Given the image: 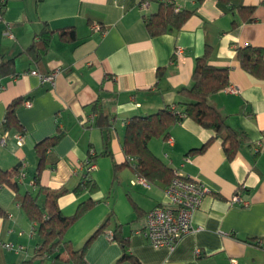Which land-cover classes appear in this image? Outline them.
I'll return each instance as SVG.
<instances>
[{
  "label": "crops",
  "instance_id": "crops-1",
  "mask_svg": "<svg viewBox=\"0 0 264 264\" xmlns=\"http://www.w3.org/2000/svg\"><path fill=\"white\" fill-rule=\"evenodd\" d=\"M142 1L4 0L0 63L13 59L14 72L0 79V129L9 104L24 100L16 109L20 127L9 130L8 145L0 148V168L20 170L24 158L27 175L23 180L13 178L17 188H0V243L14 244L11 249L0 244V264H55L58 255L63 260L69 256L64 248L49 255L39 253V224L21 205L24 194L37 192L38 144L60 131L62 137L47 151L46 143L39 145L44 154L41 184L67 189L59 198L66 215L75 213L88 198L95 201L82 215L78 242L66 237L76 249L109 221L85 253L88 264H116L122 257L123 247L108 236L118 224L128 239V253L139 264H231L232 259L238 264H264V146H259L264 145V78L247 71L237 52L248 45L264 48V0H244L246 6H254L250 20L221 0H173L180 9L194 13L180 29L156 36L145 18L158 9V3L149 1L142 7ZM45 23L55 32L48 53L37 64L26 49ZM94 23L100 31L92 29ZM70 27L76 30L75 41L60 34ZM207 45L214 51L211 63L228 68L230 79L209 101L245 137L241 136L230 159L213 130L186 117L170 128L168 137L150 141L152 151L174 171L201 180L210 189L193 216L197 230L185 235L174 250L158 248L139 230L150 210L169 203L166 186L161 181H138L133 167L124 164L126 125L132 116L176 105L180 88L192 85L196 60ZM159 68L164 72L161 79ZM32 70H57L55 84H42ZM26 99L31 100L30 106ZM97 100L114 121L108 131L95 124ZM19 130L25 135L20 147L14 137ZM208 142L203 151L192 152ZM91 155L96 164L91 175L100 189L78 194L74 190L86 175L84 162ZM236 194L248 204L233 201ZM118 264L135 263L124 259Z\"/></svg>",
  "mask_w": 264,
  "mask_h": 264
},
{
  "label": "trees",
  "instance_id": "trees-1",
  "mask_svg": "<svg viewBox=\"0 0 264 264\" xmlns=\"http://www.w3.org/2000/svg\"><path fill=\"white\" fill-rule=\"evenodd\" d=\"M155 1L158 3V9L151 15L146 16V25L153 36L162 34L171 30L180 29L184 23L194 13L193 10L180 9L173 0H144ZM229 3L232 9H237L246 15V19H251L254 12V6H246L244 0H221ZM4 0L0 2V12L4 10ZM54 30L48 23H45L32 44L26 49V52L37 63H41L50 49ZM60 34L69 41L77 39V33L74 27L60 30ZM213 47L207 45L204 53L196 60L192 85L180 88V99L174 106H167L148 115H135L128 119L125 132L124 151L127 160L124 164L133 167L135 172L149 182L161 181L167 186L175 177L172 167L166 164L150 148V141L156 137H168L170 128L177 122H181L186 117H191L207 129L215 132L216 138H221L225 146L228 158H233L238 151L241 143V136L227 122L223 115L210 103L209 97L227 87L230 82L229 69L218 67L211 63ZM238 57L242 66L259 78H264V48L255 46H244L237 49ZM14 72V60L9 59L0 63V79ZM162 68L158 70V78L163 76ZM24 98L13 100L7 110L3 130H12L20 127L17 123L16 109ZM102 102H94L93 108L98 113L95 124L103 131H108L114 121L102 110ZM17 132H22L19 130ZM62 137V131L58 134L48 137L42 143L38 144L40 154V164L35 173L34 183L37 192H27L21 199V205L29 218L39 224V233L42 239L39 253L53 254L56 250L64 248L68 253V258L63 260L59 255L55 258V264H88L85 259V253L94 238L107 227L106 221L100 226L82 245L76 249L72 242L65 239L66 231L72 226L76 219L84 215L94 204L92 198H88L79 203L75 213L66 215L59 204V198L67 192V189H51L41 184V164L43 161V152L40 149L41 144H45L47 151L55 145ZM108 138H106L107 143ZM210 139L209 142H211ZM194 151H203L207 145ZM91 160L95 161V156L91 155ZM120 165L116 164L118 170ZM19 177V168L4 170L0 168V183L8 187L18 186L13 178ZM99 188L98 181L87 173L81 183L75 188V192L83 194L85 192L93 194ZM43 197V200L41 198ZM122 225L118 224L113 232V239L118 241L124 249L122 257L116 264L124 259H131L135 264L139 261L128 253V239L122 233Z\"/></svg>",
  "mask_w": 264,
  "mask_h": 264
},
{
  "label": "built area",
  "instance_id": "built-area-1",
  "mask_svg": "<svg viewBox=\"0 0 264 264\" xmlns=\"http://www.w3.org/2000/svg\"><path fill=\"white\" fill-rule=\"evenodd\" d=\"M1 1L2 0H0V2ZM141 5L142 7H147L148 2L143 0ZM0 20H2L1 13ZM92 29L94 31H100L101 26L94 23ZM181 52V48L176 50L177 54H180ZM31 73L38 75L42 84L49 83L54 85L58 71L42 73L38 70H32ZM230 90L233 92L239 91L238 88L235 87H230ZM24 103L27 106H30L31 100L26 99ZM10 137L11 132L9 130L0 129V148L8 145ZM14 137L17 146H22L25 138L24 133L16 132ZM259 146L263 147L264 145L260 142ZM84 164L85 174L91 173L96 168V164L91 160V156L85 160ZM26 169L27 162L23 158L19 170L20 180L25 179L27 175ZM174 172L175 177L164 189L169 203L165 206H157L150 210L144 228L139 230L144 238H146V240H148L153 246L158 248L168 247L170 250H174L185 235L197 230L193 225L194 213L199 208L204 196L210 192L209 187L203 181L184 176L178 170H175ZM138 181L145 183L146 179L138 176ZM133 183L135 184V181H133ZM2 186L4 185L0 183V188ZM232 200L243 205L248 204L247 201L242 200L239 194H236ZM108 236L110 239H113V232H109ZM0 244L8 249L14 248V244L10 242H1ZM200 253L201 250L197 249V254L200 255ZM231 264H238V261L232 259Z\"/></svg>",
  "mask_w": 264,
  "mask_h": 264
},
{
  "label": "rangeland",
  "instance_id": "rangeland-1",
  "mask_svg": "<svg viewBox=\"0 0 264 264\" xmlns=\"http://www.w3.org/2000/svg\"><path fill=\"white\" fill-rule=\"evenodd\" d=\"M105 188H106V185H105ZM99 189L100 187L94 193H97ZM80 235L82 236V216L76 219L75 222L72 224V226H70V228L66 231L65 239L66 237L67 239L72 238L74 239L75 242L76 241L78 242L79 238L81 237ZM80 247H82V245Z\"/></svg>",
  "mask_w": 264,
  "mask_h": 264
}]
</instances>
